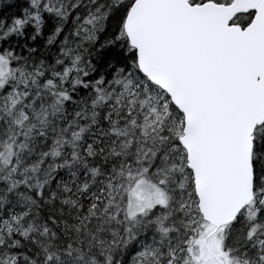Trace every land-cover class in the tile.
Returning <instances> with one entry per match:
<instances>
[{
  "label": "snow or ice",
  "instance_id": "obj_1",
  "mask_svg": "<svg viewBox=\"0 0 264 264\" xmlns=\"http://www.w3.org/2000/svg\"><path fill=\"white\" fill-rule=\"evenodd\" d=\"M0 264H264V0H0Z\"/></svg>",
  "mask_w": 264,
  "mask_h": 264
}]
</instances>
